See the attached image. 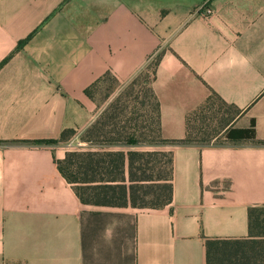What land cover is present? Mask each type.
<instances>
[{"label": "crops", "instance_id": "1", "mask_svg": "<svg viewBox=\"0 0 264 264\" xmlns=\"http://www.w3.org/2000/svg\"><path fill=\"white\" fill-rule=\"evenodd\" d=\"M148 74L161 139L191 140L156 148L172 153V202L83 205L58 169L66 145L32 143L93 125L114 98L85 92L105 78ZM249 129L255 140L227 139ZM254 207L264 0H0V264H207V240L249 238Z\"/></svg>", "mask_w": 264, "mask_h": 264}, {"label": "trees", "instance_id": "2", "mask_svg": "<svg viewBox=\"0 0 264 264\" xmlns=\"http://www.w3.org/2000/svg\"><path fill=\"white\" fill-rule=\"evenodd\" d=\"M146 78L151 79V75L148 74ZM107 79L114 80L109 77L104 80ZM135 84L134 82L133 85ZM97 87L98 85H94L87 89L86 95L94 98L93 91ZM131 96L133 95L129 93L115 97L99 119L83 132L68 129L62 132L57 141L32 143L46 146L66 145L78 138L80 143L87 145L67 152L64 160L57 161L59 172L73 187L83 205L159 209L172 202V153L139 150L138 147L154 146L157 141L162 145H180L190 143L191 140L189 138L185 141L171 142L161 139L159 106L150 87L145 95L146 98L149 96L152 99V103L149 104L152 107L150 125L141 129L136 120L132 125L127 124L131 122H127L125 97L131 100ZM110 97V94L106 95V99ZM138 100L139 97L134 100L135 103ZM147 103L149 102L144 100L145 106ZM191 121L192 118L188 121V127L192 132L194 128L191 126ZM200 123L198 133L207 135L212 126L205 124L203 120ZM144 131L149 132L150 136L147 135L148 133H143ZM255 138L254 129L227 132V139L231 142L252 141ZM164 158L168 160L164 167H160L159 163ZM249 227L248 239L207 240V264H237L248 261L250 264L253 258L264 264V207L250 209Z\"/></svg>", "mask_w": 264, "mask_h": 264}, {"label": "rangeland", "instance_id": "3", "mask_svg": "<svg viewBox=\"0 0 264 264\" xmlns=\"http://www.w3.org/2000/svg\"><path fill=\"white\" fill-rule=\"evenodd\" d=\"M147 76L143 77L142 79L140 77H138L137 79L132 80L130 83H127L126 85H121L119 83H117L114 80H109L107 79L102 86H100L99 88H96L93 91V96H96L99 101L104 104V106H106L107 103V99H106V95H109L112 98H115L117 96H120L121 94H126L129 95V93H131L133 96H131V100L127 99V97H125V105L127 104V122H131V123H127L129 125H132L133 121L136 120L138 122H136L138 124V126L141 127V129L145 128L146 126L150 125L151 122V117H152V107L149 105L150 103H152V99L151 97L148 96V98L145 97L146 93H147V89L150 87V81L151 79L148 80V78H146ZM136 83L135 85H133V83ZM140 98V100H138V102L135 103V99L136 98ZM127 100V101H126ZM144 100H146L147 105L145 106L143 104ZM106 101V103H105ZM134 101V102H133ZM143 101V102H142ZM124 105V104H123ZM219 128V126H217L216 128H212L209 132H207L209 135H215L217 129ZM147 135L150 136L149 132H143ZM207 134V135H208ZM208 141V140H207ZM158 144V145H157ZM157 144L154 146H149V145H140L139 150H156V148L158 147H162L165 145H162L161 143H159L157 141ZM86 144H82L80 142H78V138L73 139L70 143L66 144V149L69 151H75L77 150V148L84 146ZM87 146V145H86ZM164 153H166V151H163ZM167 158L161 159L160 161V167H164L165 163L167 162ZM255 258H253L251 260L250 264H259V261H256ZM237 264H249L248 262H239ZM261 264V263H260Z\"/></svg>", "mask_w": 264, "mask_h": 264}, {"label": "built area", "instance_id": "4", "mask_svg": "<svg viewBox=\"0 0 264 264\" xmlns=\"http://www.w3.org/2000/svg\"><path fill=\"white\" fill-rule=\"evenodd\" d=\"M210 13V11H208Z\"/></svg>", "mask_w": 264, "mask_h": 264}]
</instances>
